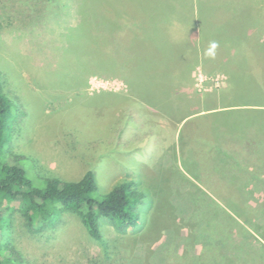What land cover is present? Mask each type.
Here are the masks:
<instances>
[{"label": "rangeland", "instance_id": "1", "mask_svg": "<svg viewBox=\"0 0 264 264\" xmlns=\"http://www.w3.org/2000/svg\"><path fill=\"white\" fill-rule=\"evenodd\" d=\"M54 1L57 8L43 0H0V89L12 104L8 118L10 128L15 115H18L17 122L21 124L14 130L13 136L12 131L10 136L7 131L9 137L5 146L8 147L13 137L11 152L29 164L30 175L38 180L53 177L63 181L76 180L83 174L86 160L94 167L99 194H106L116 183L133 178L127 176L122 167L119 168L121 171L115 168L120 167L116 164L127 162V152L137 150V155L132 157L134 154H129L128 164L133 165V173L139 174V182L136 181L135 186L147 199L139 204L140 227L135 231L128 230V235L136 233L137 237L128 240L127 249L124 247V250H132L133 260L128 263L123 261L125 264H205L206 256L202 249L196 248L191 252L185 243L190 233L183 232L181 235L182 220L191 223V217L186 213L191 211L192 204L184 194L194 192L196 179L185 176L187 180L182 181L175 168L176 165L180 169L181 164L175 154L167 151L169 147L134 143L133 137L137 133L138 136L146 133L147 127H154V132L161 138L155 125H143L141 129L138 120L135 126L116 125V120L123 121L120 104L124 106L126 100L111 92L127 93L128 45L141 32V24L137 23L138 18L135 17L141 12H133L130 8L125 10L123 6L121 9L109 6L107 11L93 12L88 19L94 24L91 49L88 46V50L80 51L76 48L79 44L72 41L74 34L71 35V29L80 21L76 10L83 1ZM208 1H212L211 22L214 24L225 19L228 13L245 12L240 20L245 23L247 37L244 41L242 33L237 32L242 39L238 43L240 49L237 53L241 49L243 53L249 50V57L263 63L264 51L258 50L257 41L264 37V31L252 25L254 20H257V25L264 23V0ZM197 3V10L202 13L204 2ZM59 7H63L64 12ZM100 16L105 17V24ZM230 20L226 18L225 23ZM78 56L85 64L83 69L77 64ZM243 56L220 58L210 62L207 70H221L223 66L217 64ZM103 61L105 64L101 66ZM253 73L259 81H264L263 66L258 65ZM202 74L195 80V88L200 96L209 95L207 99L215 101L219 107L230 105L237 106L235 109H252L243 106L237 99L243 88L230 83L225 71L213 73L211 77ZM230 111L206 115L204 121L221 125L226 120L225 124L238 126L241 138L222 142V151L234 156L233 159L244 167L241 173L252 177L256 173L264 174V134L255 126L264 123V119L260 118L264 117V113L256 116L257 113L250 110ZM123 130L124 134L121 135ZM151 151H155L156 155L146 153ZM9 154L5 156L9 157ZM153 172L157 173V182L151 178L155 175ZM172 186L179 190L174 200L178 208L171 205L166 211L156 210L150 203V192L155 191V187L158 189L154 194L156 202V196L160 197V193L167 195V189ZM211 196L220 201V205L224 198H236L238 201L234 204L243 205L247 215L253 219V223L235 240L240 248L239 257L244 262L240 261L239 264L248 263L250 253L257 250L264 257V191L252 195L211 193ZM171 213L176 215L174 223L166 217ZM243 218H246L245 214ZM61 219L51 229L28 233L19 226V218L15 216L11 240L23 264H113V260L108 261L107 258L111 253H106V250L110 241L117 239L118 235L105 220L101 221L103 240L95 242L76 216L64 214ZM123 254L127 256V253ZM114 260L115 264L124 263L120 262V256H114ZM232 261H223L222 264H232ZM251 261L258 264L257 258Z\"/></svg>", "mask_w": 264, "mask_h": 264}, {"label": "trees", "instance_id": "2", "mask_svg": "<svg viewBox=\"0 0 264 264\" xmlns=\"http://www.w3.org/2000/svg\"><path fill=\"white\" fill-rule=\"evenodd\" d=\"M43 1L44 3L48 1L51 6L57 8L54 0ZM82 1L83 3L76 10V14L80 15V21L71 29V35L74 34L72 35V41L79 44L76 48L80 49V51L81 49L88 50V46L91 49L94 24H91L88 19L93 12L107 11L109 6L115 9H121L123 6L125 10L128 8L132 10L138 8L137 0H112V2L110 0ZM197 2H204L203 12L212 11V1L192 0L191 8L198 6L199 9ZM139 7H141V3H139ZM59 8L64 12L63 7ZM244 14V11L235 14L237 17H232L230 25L225 24L223 26L224 41H226L227 45H233L234 43L236 47L242 41L238 33H242V36L246 37V30L236 25ZM100 19L105 24V17L100 16ZM108 25L110 27V24ZM203 31H205V28H203ZM132 41L128 45V49L131 48V51H133L137 39L134 42ZM263 44L264 37L257 41V46L261 45L263 47ZM76 59L79 68H85L81 57L78 56ZM103 64H105L104 61L101 63V66ZM222 68L226 69L227 66L224 65ZM127 73H130V71L128 70ZM233 74L230 83L238 84L243 88L240 90L237 99L242 102L243 106H250L252 108L240 110L254 111L257 113L256 116H262L264 113V88H262V83L264 81L261 82V80L259 81L258 78L254 77L252 67L248 62L246 65H242L239 69H236ZM131 83L132 93L138 94L139 99L146 102L144 95L146 94V90L150 89L141 86L140 82L132 81ZM11 105V101L0 89V264H23L11 240L15 216L19 218V226L24 228L28 233H40L60 223L64 214L76 216L87 231L90 239L95 242H102L103 240L101 221L105 220L118 235L117 239L110 241L106 250V253L107 251L111 253V256L107 257L108 261L113 260V264H115L114 256H120V262L124 260L128 263L133 260L132 250H124V247L126 248V245H128L129 239L135 240L137 237L136 233L128 235V230L133 229L135 231L140 227L139 204L145 203L147 199V197L144 198L141 190L135 186L138 179L134 178L133 180L132 178L120 181L113 185L108 193L99 194L94 167L89 165L86 160L84 172L76 180L63 181L56 177L42 180L35 179L30 175L29 164L26 161H21L16 156V153L11 152L13 137L8 147L5 146L11 131L13 136L14 130H17L19 125H21L17 122L18 115H15L12 129L10 128L8 118L11 115ZM120 113L123 112L120 111ZM204 118L205 116L193 118L189 123L204 121ZM122 120H116V125H128L130 123L128 116L125 114H123ZM7 131L9 132V136ZM118 134L119 132L116 134L117 137ZM7 150L10 152L9 157L5 156L6 153H9ZM129 154H134L132 155L133 157L137 155V150L127 152L125 161L130 159ZM124 163L123 165L116 164L120 167H116L115 169L126 168L128 162ZM151 178L156 182L158 181L156 173ZM155 189V191L150 192L149 199L156 210L166 211L171 205L178 208V205L174 201L176 194L179 192L178 188L171 187L169 190L167 189V195L160 193V197L156 196V202L154 194L158 189L156 187ZM184 196H187L192 204L191 211L186 213L191 217L189 220L191 223L189 225L187 220H182L181 235L183 232L190 233L185 243L189 245L191 252L196 248H201L206 256L205 264H222L223 261L230 262L232 260V264H239L240 261L243 262L241 257H239V244L235 240L246 230V227H249L253 223V219L246 213V208L239 203L234 204L238 200L230 198L226 201L224 207H222L214 197L201 190L199 192L184 194ZM172 211L180 212V210L176 209ZM262 211L264 212V209ZM263 212L262 218L264 220ZM243 214L246 215V218H243ZM174 216L176 215L172 213L170 215L166 214V217L172 223H174ZM235 217L241 218L240 220L243 223L238 219L239 222ZM122 251L127 253V256ZM231 251L233 252L232 255ZM250 258H257L258 264H264V257H261L258 250L250 253ZM251 259L246 264H253Z\"/></svg>", "mask_w": 264, "mask_h": 264}, {"label": "crops", "instance_id": "3", "mask_svg": "<svg viewBox=\"0 0 264 264\" xmlns=\"http://www.w3.org/2000/svg\"><path fill=\"white\" fill-rule=\"evenodd\" d=\"M137 3L138 8L135 10L141 13H137L135 17L138 18L137 23L141 24V32L133 38L132 42L137 39L133 51L131 48L128 49L130 52L128 90L126 94L114 92L111 94L119 95L120 99L126 100L124 106L120 104V111L128 116L130 125H138L137 120L140 121V128L143 125L152 127L155 125L161 138L154 132V127L153 129L147 127L144 134L138 136L139 131L136 132L137 135L133 137L134 143L146 142L154 145L162 144L167 149L169 147L167 151L175 154L181 164L180 169L176 165L175 168L182 176V181L187 180L185 176L196 179L198 186L195 185L194 192L201 190L210 195L211 193L263 192L264 174L256 173L252 177L241 173L244 167L233 159L234 156L222 151V142L241 138L238 126L227 125L226 120L221 125L205 121L189 123L193 118L217 112L230 113L232 109L238 110L236 112L241 111L235 109L237 106L219 107L215 101L207 99L209 96L207 94L200 96L195 88V80L202 74L201 72L211 77L213 73L225 71L232 81L235 70L246 65L247 62L252 67V71H256L258 65L264 67V58L261 63L255 57L247 55L249 50L243 53L241 49V52L237 53L240 49L239 45L236 47L234 43L227 45L224 41L223 26L230 25L231 22L230 20L225 23V19L237 17L235 14L240 11L228 13L225 19L222 18L220 22L216 21L214 24L211 22L212 11L200 13L196 7L191 8L192 0H137ZM256 21L254 20L252 26L264 31V23L259 26ZM236 25L245 28V23L240 19ZM258 50L264 51V45L259 46ZM241 54L245 57L217 64V66L226 65V69L222 68L214 72L207 70L210 62L223 57H239ZM132 81L140 82L141 86L150 89L146 90L144 95L146 102L139 99L138 94L132 93ZM260 118L264 119L263 116ZM255 126L264 134V123ZM134 143L133 145L137 146ZM146 153L156 155L155 151ZM133 169L132 164L122 168L127 172V176L138 178L139 174L133 173ZM126 175L122 176L127 177ZM228 199L222 200V207ZM217 202L220 204V201Z\"/></svg>", "mask_w": 264, "mask_h": 264}]
</instances>
